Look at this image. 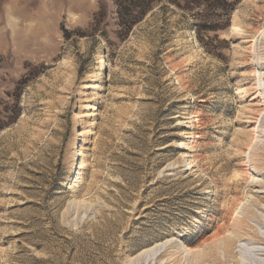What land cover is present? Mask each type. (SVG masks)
<instances>
[{
	"label": "rangeland",
	"instance_id": "obj_1",
	"mask_svg": "<svg viewBox=\"0 0 264 264\" xmlns=\"http://www.w3.org/2000/svg\"><path fill=\"white\" fill-rule=\"evenodd\" d=\"M237 1L0 0V264H264V0Z\"/></svg>",
	"mask_w": 264,
	"mask_h": 264
},
{
	"label": "trees",
	"instance_id": "obj_2",
	"mask_svg": "<svg viewBox=\"0 0 264 264\" xmlns=\"http://www.w3.org/2000/svg\"><path fill=\"white\" fill-rule=\"evenodd\" d=\"M129 2H131V1H133V2H136L137 3V0H128ZM140 1V0H139ZM187 1H191V3H198V4H203V2L202 1H205V2H208V0H187ZM237 0L236 1H231V2H229L228 0H215V2L212 4L213 5V7L214 8H218V9H224V8H226V7H231L230 8V11L231 10H233L234 8H235V5L237 4ZM143 3H145V2H141L140 4H143ZM137 5V4H136ZM143 5H145V4H143ZM200 28L199 29H197V34H198V36H199V34H200V29L202 28V26H199ZM216 25L214 26L213 25V27L212 26H210V27H208V30H216ZM202 40V39H201ZM2 99H0V101H1ZM21 103V95H18L17 96V99L15 100V103H13V105H11V106H13V107H18V105ZM6 110H7V107H6ZM19 110H20V108H19ZM0 113H1V108H0ZM14 120H11V121H9V122H4V123H2L1 125H0V129H2V128H4V127H6L7 125H9L11 122H13Z\"/></svg>",
	"mask_w": 264,
	"mask_h": 264
},
{
	"label": "bare ground",
	"instance_id": "obj_3",
	"mask_svg": "<svg viewBox=\"0 0 264 264\" xmlns=\"http://www.w3.org/2000/svg\"><path fill=\"white\" fill-rule=\"evenodd\" d=\"M234 27H236V26H234ZM257 50V49H256ZM258 72H259V70H258ZM261 74V73H260ZM256 128H257V126H256ZM256 129H254V131H255ZM257 136L258 135H256V137L254 138V144H259V141H258V138H257ZM260 150V146H258V148L256 149V151H259ZM72 173V172H71ZM173 245V244H172ZM188 252L190 253V252H193V250L191 249V248H188ZM200 254V253H199ZM217 254V253H216ZM200 256V255H199ZM202 257V256H201ZM204 258H205V256H204Z\"/></svg>",
	"mask_w": 264,
	"mask_h": 264
}]
</instances>
